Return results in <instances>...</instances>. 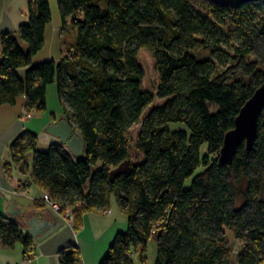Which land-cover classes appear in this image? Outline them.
<instances>
[{
    "label": "trees",
    "instance_id": "16d2710c",
    "mask_svg": "<svg viewBox=\"0 0 264 264\" xmlns=\"http://www.w3.org/2000/svg\"><path fill=\"white\" fill-rule=\"evenodd\" d=\"M56 6L61 25L73 32L58 61L33 62L51 21L47 0H26L17 35L1 34L0 106L23 96L25 112L43 113L54 83L61 119L83 140V153L76 157L59 144L41 151L35 134L20 132L9 150L15 166L31 157L22 187L33 184L62 211L74 209L75 229L76 213H103L114 195L127 229L99 264H132L136 248L144 262L150 238L154 264H232L229 236L241 248L236 264H264V110L250 150L241 143L229 164L218 159L224 134L264 82L256 68L264 64V0L237 9L207 3L205 13L190 0H56ZM141 49L154 60L155 95L142 88ZM234 71L250 79L229 80ZM154 98L162 103L143 115ZM141 118L142 159L131 162L129 129ZM173 124L185 130H171ZM125 160L129 171L110 181L109 171ZM3 169L8 175L9 165ZM16 244L29 260L31 237L0 215V246ZM57 261L82 264L71 245L58 250Z\"/></svg>",
    "mask_w": 264,
    "mask_h": 264
},
{
    "label": "crops",
    "instance_id": "0c3cea01",
    "mask_svg": "<svg viewBox=\"0 0 264 264\" xmlns=\"http://www.w3.org/2000/svg\"><path fill=\"white\" fill-rule=\"evenodd\" d=\"M47 2L51 21L45 28L41 50L45 49L49 39V47L62 52L64 51L63 35L65 32L68 34L69 24L64 27L61 25L56 0H47ZM26 19V0H0V36L4 33L16 36L18 26ZM38 53L34 56L36 58H33L35 64L54 60L47 51L46 55L42 56H37ZM43 113L25 112L23 96L19 97L14 105L0 106V192L14 197L20 211L22 226H25V220L29 217H36L40 221L47 219L49 209L41 204V199L45 195L43 191L33 184L22 187L23 183L30 179L31 170L27 168V161L21 168L13 165L9 145L22 131L36 135L37 147L38 144L49 146L57 143L55 138L45 133L43 127L58 122L62 117L61 111L58 112L57 117L52 113L44 116ZM31 114L35 115L31 117ZM5 164L9 165L8 175L3 169ZM0 215L6 216L5 202L1 194ZM76 215L79 223L76 229L73 228L75 222L72 217V226L62 220L63 226L41 242L37 243L31 238L33 257L27 261L22 258L23 249L20 244H16L13 249L0 246V264H58L57 252L67 245L77 248L82 264H99L114 236L126 231V215L119 208L114 195H110L108 208L103 213L95 211L76 213ZM22 231L25 233L23 228ZM137 250L141 252L140 248Z\"/></svg>",
    "mask_w": 264,
    "mask_h": 264
},
{
    "label": "water",
    "instance_id": "95a60500",
    "mask_svg": "<svg viewBox=\"0 0 264 264\" xmlns=\"http://www.w3.org/2000/svg\"><path fill=\"white\" fill-rule=\"evenodd\" d=\"M208 4L218 7H228L237 9L241 5L258 0H204ZM264 110V82L260 84L252 93V95L241 106L233 123V128L227 131L222 140L219 150L218 159L225 164H229L237 147L244 143L245 148L250 150L252 143L256 137L257 119L261 111ZM46 134L57 140V143L63 146L69 153L79 157L83 153L84 143L81 137L72 129V127L64 119H60L54 124H49L44 128ZM25 163V162H24ZM21 163L19 167H23ZM130 168V160H125L116 168L109 171V180L126 174ZM5 202L6 216L20 224L21 228L37 243L41 242L51 234L59 230L63 226V221L52 211L48 210V218L38 220L36 217H29L25 220V226H22L20 219V211L16 206L15 199L10 194L0 192ZM235 247L240 248L236 243ZM237 254V253H236ZM236 254L233 255L232 264H236Z\"/></svg>",
    "mask_w": 264,
    "mask_h": 264
},
{
    "label": "rangeland",
    "instance_id": "374dc122",
    "mask_svg": "<svg viewBox=\"0 0 264 264\" xmlns=\"http://www.w3.org/2000/svg\"><path fill=\"white\" fill-rule=\"evenodd\" d=\"M192 6L195 8V10H197L199 13H205L207 12V2H205L204 0H190ZM258 12V11H257ZM227 26H230V22L226 23ZM65 32V34L63 35V41L65 43L64 47H66V43L68 44L71 43L73 41V32L71 30L68 31V34ZM229 41H231L232 44H236L237 40L236 38H234L233 36H229ZM49 39L46 42V47L45 49L42 51H40L41 53H38L37 56H42V55H46V51L48 52L49 55H51V57L54 60H58L60 58V56L62 54H64L65 49L67 50L68 47H66L64 49V51L59 52V50H55V49H51V47H49ZM199 54L203 57H206L209 54V51L206 49H200L198 50ZM230 52V51H228ZM62 53V54H61ZM34 59L36 57H33ZM211 58L215 59V56H212ZM249 59V60H248ZM247 59V61H255L256 59L254 57H249ZM137 60L139 62V64L141 65L142 69H143V80H142V88L149 91L150 93H152L153 95H155V89H156V85H157V75H156V70H155V66H154V60L152 57V54L145 49H141L138 52L137 55ZM257 65V70L260 73H264V64H262L261 62L257 61L256 62ZM227 66V65H226ZM225 67V66H224ZM223 67V68H224ZM233 79H244V80H249L250 78H246L245 76L242 75V73L240 71H234L230 76H229V80H233ZM162 100L156 99L154 98L152 104L146 108L143 111V115H145L150 108H152L155 105L161 104ZM61 111L60 107H59V103L57 101L56 98V94H55V88H54V83L50 84L47 87V93H46V111L43 113L44 116H49L50 113H52L55 117H57L58 112ZM35 115V114H34ZM33 114H31L30 116L33 117ZM61 115V114H60ZM62 116V115H61ZM62 118V117H61ZM26 119V118H23ZM142 121V118L139 120V122H137L136 124L132 125L129 129V146H130V156H131V162H139L142 159V156L140 154V151L136 145V135L138 133L139 127H140V123ZM46 126L43 127V129ZM170 129H182L185 130V128L182 125H175L173 124L172 126H170ZM48 146L43 145V144H38V149L41 151H45L47 149ZM206 150V146H202L201 148V153L204 152ZM30 156L27 157V165H28V170H31L30 164ZM196 173V172H195ZM191 177L188 178L185 183L184 186L188 187L191 181ZM237 242H235L233 240V238L231 236L228 237V246L230 247L233 255H238V253L240 252L241 248H236L235 244ZM142 256L144 258V262H140L139 259V255L141 252H139L136 249L131 250L130 253V260L132 262V264H154L155 258H156V244L153 238H150L145 246V250L142 251Z\"/></svg>",
    "mask_w": 264,
    "mask_h": 264
},
{
    "label": "built area",
    "instance_id": "2783aa9c",
    "mask_svg": "<svg viewBox=\"0 0 264 264\" xmlns=\"http://www.w3.org/2000/svg\"><path fill=\"white\" fill-rule=\"evenodd\" d=\"M41 204L46 206L50 211L55 213L61 220L67 222L70 226L73 225L72 216H73L74 209H66L62 211L56 203L49 200L46 194L42 197ZM80 206H81V203H77L75 205L76 208H80ZM32 257H33V254H30V259Z\"/></svg>",
    "mask_w": 264,
    "mask_h": 264
}]
</instances>
